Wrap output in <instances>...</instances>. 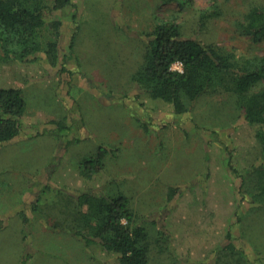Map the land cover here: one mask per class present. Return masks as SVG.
I'll return each instance as SVG.
<instances>
[{
  "label": "rangeland",
  "instance_id": "rangeland-1",
  "mask_svg": "<svg viewBox=\"0 0 264 264\" xmlns=\"http://www.w3.org/2000/svg\"><path fill=\"white\" fill-rule=\"evenodd\" d=\"M215 2L221 15L199 26V10ZM76 4L78 34L72 10L49 16L62 22L58 66L42 54L30 63L0 61V89L21 88L26 103L22 133L0 145V264H114L97 247L87 251L79 240L51 228L75 192L111 179L112 190L119 185L129 197L135 223L148 231L149 264H214L213 248L234 221L238 200L244 199L242 211L251 208L225 164L229 157L239 170L257 163L254 131L228 94L204 95L178 116L143 95L137 100L138 87L130 79L142 61L144 34L173 15L186 37L264 55V42H252L234 26L248 7L264 6V0ZM100 147L116 149L115 156L106 157L104 176L89 183L77 166ZM170 188L175 194L169 199ZM262 215L248 224L244 220L245 226L254 223L248 235L260 237L256 243L263 246L259 256L247 249L252 264H264ZM25 217L33 224L31 235Z\"/></svg>",
  "mask_w": 264,
  "mask_h": 264
},
{
  "label": "trees",
  "instance_id": "trees-1",
  "mask_svg": "<svg viewBox=\"0 0 264 264\" xmlns=\"http://www.w3.org/2000/svg\"><path fill=\"white\" fill-rule=\"evenodd\" d=\"M180 4L183 6L184 2ZM62 10L73 11L74 32L78 34L76 0H0V61L30 63L42 54L49 65L58 66L62 22L49 20V16ZM221 12L216 2L209 9L199 10V26L219 17ZM234 26L240 35L254 43H263L264 6L251 5ZM75 35L69 44L71 51ZM144 37L142 61L130 79L138 87L137 100L143 95L170 106L180 116L204 95L228 94L234 99L239 117L254 131L260 156L257 163L239 170L233 168L229 157L225 164L231 175L238 178L236 190L246 195L251 208L242 211L244 199L238 200L234 221L226 228L225 238L213 248L214 264H252L247 249L248 254L259 256L257 252H262L263 246L256 243L260 237H253L252 232L248 235L254 223L245 226L244 220L247 223L264 214V55L238 54L233 49L224 50L186 37L174 15L160 20ZM176 62L182 64V72L172 69ZM25 110L21 88L0 89V145L12 142L22 133ZM115 151L100 147L94 154L85 156L77 166L79 175L95 183L104 176L106 157H114ZM113 182L111 179L75 192L64 205L62 220L51 228L79 240L87 251L97 247L114 264H149L152 248L148 231L135 223L129 197L121 192L119 185L114 192ZM174 194L175 190L170 188L169 199ZM235 226L239 236L234 235ZM25 227L27 235H31L33 224L27 217Z\"/></svg>",
  "mask_w": 264,
  "mask_h": 264
},
{
  "label": "built area",
  "instance_id": "built-area-1",
  "mask_svg": "<svg viewBox=\"0 0 264 264\" xmlns=\"http://www.w3.org/2000/svg\"><path fill=\"white\" fill-rule=\"evenodd\" d=\"M172 69L178 72H182V64L180 62H176L172 65Z\"/></svg>",
  "mask_w": 264,
  "mask_h": 264
}]
</instances>
